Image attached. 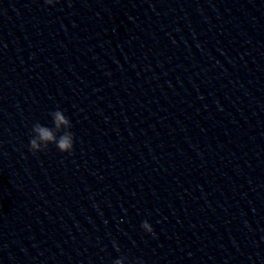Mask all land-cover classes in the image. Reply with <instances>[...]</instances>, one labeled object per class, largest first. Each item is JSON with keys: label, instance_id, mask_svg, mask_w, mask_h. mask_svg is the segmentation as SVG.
Returning <instances> with one entry per match:
<instances>
[{"label": "clouds", "instance_id": "9594fccd", "mask_svg": "<svg viewBox=\"0 0 264 264\" xmlns=\"http://www.w3.org/2000/svg\"><path fill=\"white\" fill-rule=\"evenodd\" d=\"M45 4L52 5L56 0H44ZM52 117L53 127H47L39 122L33 124V136L29 141V149L33 154L42 152L48 148L50 144H54L62 153H71L74 148V134L70 131L72 124L62 110H55L50 113ZM141 227L147 233H153V228L148 221L142 222ZM114 264H125V258L121 257L114 261ZM137 264H143L137 261Z\"/></svg>", "mask_w": 264, "mask_h": 264}]
</instances>
